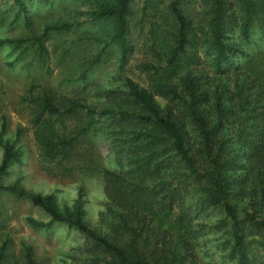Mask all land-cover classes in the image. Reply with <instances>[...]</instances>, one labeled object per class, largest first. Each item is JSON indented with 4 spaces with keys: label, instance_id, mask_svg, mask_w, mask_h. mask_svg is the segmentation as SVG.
I'll return each instance as SVG.
<instances>
[{
    "label": "trees",
    "instance_id": "obj_1",
    "mask_svg": "<svg viewBox=\"0 0 264 264\" xmlns=\"http://www.w3.org/2000/svg\"><path fill=\"white\" fill-rule=\"evenodd\" d=\"M135 0H99L90 12L129 61ZM17 16L24 0H14ZM155 18L150 33L158 62L142 65L147 88L130 77L105 92L100 108L47 92L31 96L32 135L44 169L71 175L67 165L79 135L100 131L115 168L102 169L104 209L89 226L81 195L61 207L52 194L29 195L50 220L83 237L78 264H264V0H140ZM158 16V17H156ZM67 23L45 28L64 30ZM100 41L98 34L90 36ZM20 44L22 39H6ZM34 43L43 56L41 37ZM100 60H85L82 77ZM82 114L76 135L59 132ZM0 179L20 160L1 141ZM0 189L21 195L15 183ZM25 259L33 264L31 250ZM0 264H4L0 253Z\"/></svg>",
    "mask_w": 264,
    "mask_h": 264
},
{
    "label": "rangeland",
    "instance_id": "obj_2",
    "mask_svg": "<svg viewBox=\"0 0 264 264\" xmlns=\"http://www.w3.org/2000/svg\"><path fill=\"white\" fill-rule=\"evenodd\" d=\"M26 12L17 16L14 0H0V142L14 144L20 160L9 166L0 179L3 186L17 184L21 195L0 189V253L4 264H28L27 249L33 264H78L82 258V235L64 223L33 225L29 218L47 224L50 217L33 205L30 194H52L59 206H69L81 195L85 220L93 227L104 209L105 196L101 170L114 169L115 164L100 131L79 135L67 165L71 175H53L44 169L32 135L31 96L47 92L55 98L68 97L91 107L104 104L106 91L118 87L120 77H130L147 88L142 65L158 62L159 43L150 33L155 18L149 11L142 14L140 0L132 3L130 40L133 52L126 64H121L115 43L105 34L102 22L92 21L90 12L99 0H24ZM158 17V16H156ZM67 23V29L48 30L54 23ZM101 38L99 42L90 36ZM40 36L46 48H40L34 38ZM22 39L20 44H8L6 39ZM254 60L264 58V43L249 49ZM100 52V60L82 77ZM85 118L82 114L69 118L59 126V132L76 135ZM2 148L0 144V161ZM215 242L206 244L210 260ZM261 253H264L261 251Z\"/></svg>",
    "mask_w": 264,
    "mask_h": 264
}]
</instances>
